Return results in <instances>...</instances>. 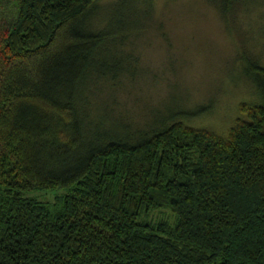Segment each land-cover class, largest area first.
<instances>
[{
  "label": "trees",
  "instance_id": "trees-1",
  "mask_svg": "<svg viewBox=\"0 0 264 264\" xmlns=\"http://www.w3.org/2000/svg\"><path fill=\"white\" fill-rule=\"evenodd\" d=\"M100 2L0 0V264H264V61L237 55L259 101L226 137L115 131L78 106L92 81L131 73L115 45L132 0L103 6L98 29ZM157 208L170 219L149 220Z\"/></svg>",
  "mask_w": 264,
  "mask_h": 264
},
{
  "label": "rangeland",
  "instance_id": "rangeland-1",
  "mask_svg": "<svg viewBox=\"0 0 264 264\" xmlns=\"http://www.w3.org/2000/svg\"><path fill=\"white\" fill-rule=\"evenodd\" d=\"M100 1L101 8L92 16L98 29L105 26L109 12L103 6L115 0ZM132 4L136 26L125 15L115 45L122 57H131V73L121 76L114 87L103 80L84 87L80 113L88 112L90 120L100 112L109 114L115 126L111 129L129 125L128 133L142 130L147 137L175 121L226 137L239 121L249 120L251 111L245 114V108L253 109L259 99L251 82L239 73L236 58L245 48L264 61V0H258L246 16L240 8L233 15H222L215 0H132ZM176 113L180 115L169 117ZM106 122L111 123L107 118ZM55 193L35 195L51 201ZM155 210L149 220L161 214L170 219V209Z\"/></svg>",
  "mask_w": 264,
  "mask_h": 264
}]
</instances>
